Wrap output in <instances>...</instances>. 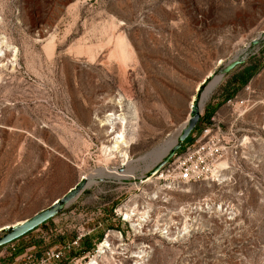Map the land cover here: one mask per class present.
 Wrapping results in <instances>:
<instances>
[{
  "label": "rangeland",
  "instance_id": "rangeland-1",
  "mask_svg": "<svg viewBox=\"0 0 264 264\" xmlns=\"http://www.w3.org/2000/svg\"><path fill=\"white\" fill-rule=\"evenodd\" d=\"M235 58L262 65L247 86L264 101V0H0V227L87 179L60 213L0 246V264H24L15 258L25 250L38 258L77 235L95 248L71 249L63 264H264L263 121L234 133L245 144L218 181L172 183L147 155ZM119 128L125 166L111 147ZM103 168L125 171L89 184Z\"/></svg>",
  "mask_w": 264,
  "mask_h": 264
},
{
  "label": "built area",
  "instance_id": "built-area-1",
  "mask_svg": "<svg viewBox=\"0 0 264 264\" xmlns=\"http://www.w3.org/2000/svg\"><path fill=\"white\" fill-rule=\"evenodd\" d=\"M230 99L226 101L231 106L237 104ZM234 130L224 129L215 117H212L208 124L202 125L197 134H192L193 141L183 145L161 169V177L171 176L172 183H198L218 181L222 168L220 163L226 160L232 152L235 154L244 144V137L235 138ZM84 235H77L74 240L61 245L60 247H49L42 251L38 258H34L29 250L15 260L21 259L24 264H63L64 254L71 249L81 246ZM10 250L15 251L14 244H9ZM14 254V253H13Z\"/></svg>",
  "mask_w": 264,
  "mask_h": 264
},
{
  "label": "water",
  "instance_id": "water-1",
  "mask_svg": "<svg viewBox=\"0 0 264 264\" xmlns=\"http://www.w3.org/2000/svg\"><path fill=\"white\" fill-rule=\"evenodd\" d=\"M253 42L255 43L256 41ZM243 62L244 60L242 58H235L222 69L220 76L228 74L235 67L242 65ZM199 97L200 94H197V97L194 99L193 104L191 106L187 123L181 128L180 132L177 134L174 144L171 146L165 156L160 159V162L155 166V170H160L166 163L169 162V160L174 156V154L181 148L182 143L185 141V139L195 128L200 117ZM86 187L87 179L83 177L72 187H70L63 195L53 200L47 207L35 212L30 217L20 220L19 224H17L16 222L11 225L0 227V246H3L17 238H20L21 236L34 230L47 220L60 213L61 210Z\"/></svg>",
  "mask_w": 264,
  "mask_h": 264
},
{
  "label": "bare ground",
  "instance_id": "bare-ground-1",
  "mask_svg": "<svg viewBox=\"0 0 264 264\" xmlns=\"http://www.w3.org/2000/svg\"><path fill=\"white\" fill-rule=\"evenodd\" d=\"M119 58L122 60V61H125L128 59L129 55H128V52L126 51L125 47H122L119 51V54H118ZM210 75V74H209ZM222 76L218 75V76H214L207 84L206 86L204 87V89L201 91L200 93V102H199V108L201 109L203 103L205 102V100L208 98V96L210 95V93L213 91V89L218 85L220 79H221ZM197 90V89H196ZM195 97L193 96L191 101H190V105H189V112H190V109H191V106L193 104V101H194ZM107 116L110 117V123H111V126L114 127L115 126V122H113V120H115V114L113 113H109L107 114ZM189 118V113H188V116L186 117L185 121L183 122V124L180 126V128L174 133L172 134V136L167 139L163 144H161L159 147H157L156 149H154L152 152H150L149 154H147L148 156H154V160L153 161H157L159 162V160L165 156V154L168 152V150L171 148V146L174 144L175 142V138L177 136V134L180 132L181 128L187 123V120ZM122 120L120 119L119 122H121ZM121 126V125H120ZM112 132L116 133L112 139L114 140L113 141V145L111 147L115 148V149H118V152L122 158V163H121V166H125L127 164H129V160H128V155H127V152L126 150L124 149V144H125V141H124V136H123V132L122 130L119 128L118 130H113L111 129ZM110 147V148H111ZM143 157V156H142ZM156 162V163H157ZM155 163V164H156ZM154 164V165H155ZM225 166V161L221 162L220 163V168H223ZM116 170H118L117 168L111 170V169H107V168H103V169H99L97 171H95V173H92L90 176H88V178H90V181H89V184L91 183H94L96 177H101L103 175L107 176H115L116 178L117 177H120L122 174L121 172H124L125 170L123 171H119L120 173L116 172ZM120 174V176L118 175ZM104 178V177H103ZM107 179V178H106ZM112 179V178H111ZM89 180V179H88ZM125 209V208H124ZM122 210V209H121ZM137 214L134 213V212H131L129 209H125V212H124V217L126 220H129L131 222H134V221H138L140 220V216H137L136 218H134V216H136ZM16 223V222H15ZM14 224V223H13ZM17 224H19V221L17 222ZM133 224V223H132ZM7 226V225H5ZM100 247H109V244L107 242L106 239H104L102 242H100Z\"/></svg>",
  "mask_w": 264,
  "mask_h": 264
},
{
  "label": "crops",
  "instance_id": "crops-1",
  "mask_svg": "<svg viewBox=\"0 0 264 264\" xmlns=\"http://www.w3.org/2000/svg\"><path fill=\"white\" fill-rule=\"evenodd\" d=\"M247 66V64L239 65L233 69L232 73H236ZM258 73L259 71L249 80V82L244 87H242L236 93L235 98L237 100V104L231 106L230 104L224 103L212 116L220 122L224 129H227L226 127H229L228 129L232 128L235 133L241 134V132H244L246 130L241 127L242 124H246V126L251 127L256 124V120L264 122V101L251 100L249 96L252 90L247 86L248 84H251V80H253V78ZM218 101L219 99L217 100V102ZM237 105H239L238 109L236 108ZM258 105L263 106V110H261L259 114L256 115V108L258 107Z\"/></svg>",
  "mask_w": 264,
  "mask_h": 264
},
{
  "label": "trees",
  "instance_id": "trees-1",
  "mask_svg": "<svg viewBox=\"0 0 264 264\" xmlns=\"http://www.w3.org/2000/svg\"><path fill=\"white\" fill-rule=\"evenodd\" d=\"M263 66H264V61H263ZM261 67H262V65L261 66H251L250 65V66L244 67L242 70H240L236 73H232L233 70L230 71L228 73L229 78L226 80L225 84L223 85L222 89L220 90V94H219L220 100L215 104H208L206 106L203 114L199 118V122L203 121L202 122L203 125L208 124L211 120V117L214 115V113L217 111V109L222 104L226 103V101L233 99L235 97L236 93L249 82V80L259 71V69ZM201 128H202V126H201ZM201 128L198 129V126H197L192 130V132L190 133V137L187 138L182 143L181 149H182L184 144L190 143L193 141L192 134L195 131H197V134H199ZM107 228L113 229V226H108ZM101 238H102V233H100L96 237V240L100 241ZM81 248H82L81 253L90 252V251L94 250L95 244L90 240V237H88V238L84 237L81 240Z\"/></svg>",
  "mask_w": 264,
  "mask_h": 264
}]
</instances>
